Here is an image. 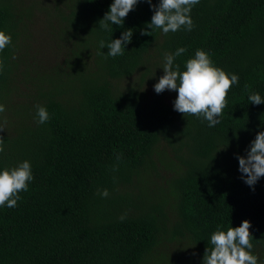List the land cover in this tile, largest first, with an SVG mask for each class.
Returning a JSON list of instances; mask_svg holds the SVG:
<instances>
[{
	"label": "trees",
	"instance_id": "1",
	"mask_svg": "<svg viewBox=\"0 0 264 264\" xmlns=\"http://www.w3.org/2000/svg\"><path fill=\"white\" fill-rule=\"evenodd\" d=\"M112 3L0 0V31L11 36L0 52V171L27 160L33 176L15 208L0 207V264H202L217 226L245 220L264 264V177L253 190L236 159L264 131V104L248 99H264V0H199L193 29L168 34L146 28L154 12L145 0L104 30ZM36 10L69 44L60 64H38L23 46ZM129 29L123 55L106 56L100 41ZM178 48L181 72L203 50L239 77L215 127L175 111L177 92H148ZM37 105L49 113L44 124Z\"/></svg>",
	"mask_w": 264,
	"mask_h": 264
},
{
	"label": "clouds",
	"instance_id": "2",
	"mask_svg": "<svg viewBox=\"0 0 264 264\" xmlns=\"http://www.w3.org/2000/svg\"><path fill=\"white\" fill-rule=\"evenodd\" d=\"M140 0H114L104 18L99 21V26L104 30L111 25L123 26L127 15L135 10ZM154 12L151 22L146 25L148 29H161L164 34L176 32L184 27L191 31L194 27L190 13L192 7L199 0H160L158 5H152V0H145ZM142 35H150L151 31H142ZM133 31L131 29L122 33L119 39L112 40L105 45L100 41V48L109 49L106 56L116 57L123 55L127 44L131 43ZM11 43V36L0 31V52ZM185 48H178L174 54L165 53L164 75L154 85L157 94L165 90L178 93L174 101V110L183 115L190 114L203 117L208 122V127H215L220 123L218 117L222 115L227 106V95L232 85L238 84L239 77L236 74L225 73L222 69L213 66L209 55L203 50H197L195 57L186 62V70L180 71L179 65L174 66V59L182 55ZM4 62L0 59V72L3 71ZM245 87H248L247 85ZM254 105L264 104V99L259 93H252L248 97ZM38 123L44 124L49 120V113L43 106L37 105ZM5 111L4 105H0V113ZM3 131V128H0ZM4 139L0 137V152L4 151ZM246 150V156H236L239 162V172L244 183L253 188L261 177H264V131L258 132L255 139ZM33 179L31 164L25 160L12 169L5 168L0 171V207L7 205L15 208L21 199L18 193L28 190V182ZM102 197H108L109 192L104 189ZM124 219V217H121ZM217 230L212 233L211 249L206 248L202 264H258V257L252 254V235L249 229L252 227L247 220L239 227H229L227 231Z\"/></svg>",
	"mask_w": 264,
	"mask_h": 264
},
{
	"label": "rangeland",
	"instance_id": "3",
	"mask_svg": "<svg viewBox=\"0 0 264 264\" xmlns=\"http://www.w3.org/2000/svg\"><path fill=\"white\" fill-rule=\"evenodd\" d=\"M45 7L53 8L56 0H36ZM40 5V6H41ZM43 7V6H41ZM47 13L44 10H36L33 16L34 22L29 27V32L23 35V46L27 48V53L38 64L43 66H54L62 63L65 52L69 44L60 43L54 37H51L46 20ZM126 81L123 82V85ZM148 92L153 90V83L147 84Z\"/></svg>",
	"mask_w": 264,
	"mask_h": 264
}]
</instances>
